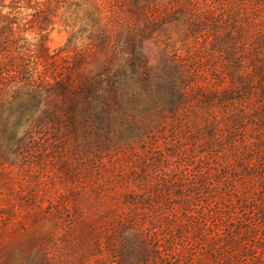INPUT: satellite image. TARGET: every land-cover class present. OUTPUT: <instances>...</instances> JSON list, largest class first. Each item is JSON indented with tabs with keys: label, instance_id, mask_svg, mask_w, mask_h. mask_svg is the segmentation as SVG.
<instances>
[{
	"label": "rangeland",
	"instance_id": "374dc122",
	"mask_svg": "<svg viewBox=\"0 0 264 264\" xmlns=\"http://www.w3.org/2000/svg\"><path fill=\"white\" fill-rule=\"evenodd\" d=\"M197 1L201 9L223 15L240 4L251 16L256 2V15L264 19V0ZM97 5L103 33L90 15ZM128 5L52 1L49 52L68 63L80 58L75 53L87 59L72 69L71 78L78 87L81 72L99 81L91 110L99 115L80 114L61 131L45 117L23 121L14 152L0 153V264H198L202 255L208 259L210 247V259L264 264V115L244 116L228 135L213 108L217 132L209 136L168 110L161 81L151 80L148 87L131 83L115 94L106 73L132 52L127 29L137 32L142 25H129L120 13ZM0 8L31 24L26 22L33 10L22 1L3 0ZM186 25L171 22L147 32L150 65L177 55L217 53L209 49V34L205 41L204 31L194 38ZM202 78L210 84L214 79L209 71ZM33 87L39 92L35 117L52 102L48 86L38 80ZM243 105L251 110L259 102L252 95ZM230 236L238 246L228 248Z\"/></svg>",
	"mask_w": 264,
	"mask_h": 264
},
{
	"label": "trees",
	"instance_id": "16d2710c",
	"mask_svg": "<svg viewBox=\"0 0 264 264\" xmlns=\"http://www.w3.org/2000/svg\"><path fill=\"white\" fill-rule=\"evenodd\" d=\"M11 1H22L33 13L26 22L31 24L26 27L16 14L2 12L0 8V153L3 155L14 152L15 148L12 146L23 128V121H37L45 117L61 131L64 123L72 127L80 114L99 115L97 111H91L99 81L86 77V73L81 72L82 82L78 87L71 78L72 69L81 67L87 59L75 53L80 58L75 59L73 56L68 63L63 58L56 59L49 52L47 27L53 22V0ZM119 1L129 2V10L123 11L121 6L119 8L120 13H125L129 25L136 21L142 22V25L137 32L127 29L132 52L124 53L125 56L114 72L106 73V84L115 89V94L122 93L131 83L133 86L135 84L148 87L151 80L161 81L165 84L168 95H165L168 110L172 114L180 115L181 124L186 127L193 124L197 131H205L209 136L217 132L214 123L218 120L213 114V108L217 109L220 120L229 128L228 135L242 126L244 116L264 115V19L261 20L256 15V2L252 3L251 16L244 9L245 6L240 4L230 6L223 15V6L218 7L222 12L217 13V10L209 6L201 9L197 0ZM93 11L90 15L95 16L97 32L103 33L99 5ZM171 22H185L188 33L194 35V38L198 32L204 31L203 41L206 40L205 35L209 34L211 39L207 44L212 47L209 49L214 48L217 53H207L203 57L198 53L189 56L177 55L168 58L167 63L163 59L161 66L150 65L144 51L145 36L147 32H154ZM259 43L260 47L255 48L252 45ZM184 57L189 61L184 60ZM59 60L61 62L58 64ZM166 66L170 68V72L166 73ZM207 71L214 78L211 84L202 78ZM38 80L42 85L48 86L47 98L52 105L47 104L34 117L33 107L39 92L33 85ZM146 90L149 95L153 92L151 88ZM252 95L258 99L259 105L249 110L248 104L243 105V101ZM80 97L83 102H80ZM237 104L240 109L235 111L234 106ZM106 106H109L107 97ZM198 116L203 119H198ZM197 121L201 122V127L196 124ZM218 138L221 139L220 136ZM20 140L21 137L17 138V141ZM229 239L226 241L228 248L238 246L236 241H232V236ZM213 249L214 247H210L207 252V258L212 260L210 264H228L223 258L210 259ZM202 257L198 264H209V260L203 255Z\"/></svg>",
	"mask_w": 264,
	"mask_h": 264
}]
</instances>
